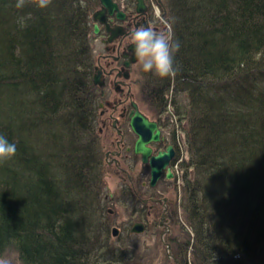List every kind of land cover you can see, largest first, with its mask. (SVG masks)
Segmentation results:
<instances>
[{"label": "trees", "instance_id": "1", "mask_svg": "<svg viewBox=\"0 0 264 264\" xmlns=\"http://www.w3.org/2000/svg\"><path fill=\"white\" fill-rule=\"evenodd\" d=\"M16 3L0 0V135L17 146L0 162V258L128 264L132 251L108 242L92 76L99 0ZM162 8L180 45L178 71L146 73L144 90L184 124L190 156L180 201L188 237L174 239L172 261L264 264V0H164Z\"/></svg>", "mask_w": 264, "mask_h": 264}, {"label": "flooded vegetation", "instance_id": "2", "mask_svg": "<svg viewBox=\"0 0 264 264\" xmlns=\"http://www.w3.org/2000/svg\"><path fill=\"white\" fill-rule=\"evenodd\" d=\"M114 2L118 5L119 11H115L113 15L106 13V22L110 30L105 23L94 20V24L97 23L100 27V32L94 34V41L98 40L103 47L94 54L95 64L92 76L98 102L97 137L101 145L103 139H106L108 143L106 150L103 149L104 144L102 145L104 164L117 175L127 178L121 192L129 197L119 198L110 193L106 202L130 199V203L126 204L125 208L130 212L131 217L125 226L118 228L117 235L120 229L125 231L129 228L133 236L152 229L160 233L164 248L172 250V242L166 241V236L186 226L182 219L180 204L181 191L186 179V171L183 168L185 160L182 136L180 130L175 128V122L168 111L158 114L155 110L156 114L151 115L143 107L141 99L151 101L146 96L144 85L140 89V96L135 90L132 78L139 63L133 55V45L128 39L129 34L136 28L150 26L160 30L165 28V22L169 24V20L164 12L160 14V0H143L142 8L139 6V0H114ZM98 9H102V5ZM157 9L163 24L158 21ZM119 12L122 16H118ZM139 73L144 75L141 80L145 81L146 73L142 69ZM97 78L98 81H96ZM137 111L156 124L155 129L141 128L146 146L150 149L147 161L144 160L142 153L135 151L140 136L133 130L131 121ZM102 119L105 120V128L100 127ZM104 130L109 132V136L105 135L102 138ZM160 154L165 155L157 159L156 157ZM153 169L160 171L154 182L152 181ZM182 170L184 173L181 176ZM106 213L110 215L113 210L106 208ZM137 224L143 225L142 228L139 227L141 229L139 232L133 230ZM173 237L174 235L170 236V239L174 240ZM165 252L168 258L178 262L174 255Z\"/></svg>", "mask_w": 264, "mask_h": 264}, {"label": "rangeland", "instance_id": "3", "mask_svg": "<svg viewBox=\"0 0 264 264\" xmlns=\"http://www.w3.org/2000/svg\"><path fill=\"white\" fill-rule=\"evenodd\" d=\"M160 1H161V5L159 7L161 10L160 14H163V12H164L167 15L166 11H164L165 8L164 9L162 8V3L164 0H160ZM158 18H159L158 21H160L159 23L163 24V22H161L160 16H158ZM166 18H167V16H166ZM167 26L170 27L168 22H165L164 27L167 28ZM94 36L95 35L92 33L93 39L91 40V46H92V54L93 55L96 54L97 52H99L98 50L103 47L99 43L98 40L94 41L95 40ZM139 72H141V68H140V66H137L135 68V72H134L132 79H134L133 82H134L135 90H136L137 94L140 96V89L143 88L145 81L141 80L142 78H144L143 77L144 75L142 76L141 73H139ZM141 100L143 103V107L145 108V110L149 111V113L151 115L156 114V113L161 114V112L155 113L156 109L153 110L154 107H153L151 102H148L145 99L144 100L141 99ZM171 111H172V109L169 108L168 113L170 115H171ZM171 118L175 122V128H177L181 132L180 135L182 136L183 159L185 161H189L190 156H189L187 148L184 144V141H185V132H184V128H183L184 124L179 126V124L176 123V120H175L176 118L173 116ZM104 123H105V120L102 119L100 121V127L105 128ZM108 133L109 132L107 130H104V134H103L102 138L105 137V135H106V137H108L109 136ZM107 144L108 143H107L106 139H103L102 145H103L104 150L108 149ZM102 145H101V147H102ZM104 165L105 164L103 162V168H105V171H104V173H105V175H104L105 176V178H104V180H105V189H104L105 190L104 191L105 197L108 198L110 193L115 194L119 198L129 197L127 195H123V193L121 192V188H123V185L125 184L127 178L125 176L117 175L116 173H114V171L112 169H110L109 167L107 168L106 165L104 167ZM183 171L184 170L180 171L181 176L184 173ZM190 172H191V170H190ZM181 181L183 182V180H181ZM181 197H183V191H181ZM129 200H130L129 198L128 199H119L116 201L107 200L105 207L107 209L113 210V213L108 215V217H107L108 223L110 224V237H109L110 239L108 240V242L110 244H112L111 246H113V247L122 246L125 249H123L122 247H120V248L125 250L128 253L130 251H132L131 254L133 256L129 257L128 264H175L172 261V259H170V257L168 258L167 253L165 252V251H167V252H170V254H172V250L171 249L166 250V248H164V244L162 243V240L160 238V233H157L156 231H154L152 229L147 230V232L143 233V234L140 233L139 235H134V236L132 235L133 236L132 238H129L126 240H122V236L127 235L128 233L130 234L129 228L126 229L127 228L126 227L125 231H122L120 229V233L118 235H114V233H112V229L114 227L119 228L120 226H125V224H127V221H129V218L131 217L129 215L130 212L127 211L125 208V205L130 203ZM111 220H112V222H111ZM116 224H117V226H116ZM162 231H163V229H162ZM189 231L191 232V230H189ZM172 235H174V237H173L174 239H175V236H179L180 241H183L184 238L188 237L187 234L183 231L182 232L180 230L177 232L174 231V234L171 233L169 236H166V241H168V240L171 241L173 246H174V243L176 241H174V240L172 241L170 239V236H172ZM130 236H131V234H130ZM193 236L194 235L192 234V237ZM180 241H178V242H180ZM164 249H165V251H164ZM5 259L9 261V264H20L17 260L16 255L12 252L7 253L5 255Z\"/></svg>", "mask_w": 264, "mask_h": 264}, {"label": "clouds", "instance_id": "4", "mask_svg": "<svg viewBox=\"0 0 264 264\" xmlns=\"http://www.w3.org/2000/svg\"><path fill=\"white\" fill-rule=\"evenodd\" d=\"M51 0H35L39 9H46ZM25 6V0H17L15 7L21 9ZM159 16V10H156ZM20 17L21 27L25 26L26 19ZM130 43L133 45V55L137 59L144 73H152L159 78H174L178 69L174 67V56L179 50V42L175 40L171 27L154 29L150 26H141L129 34ZM17 146L15 143L0 135V162H4L15 156ZM0 264H9L6 259L0 258Z\"/></svg>", "mask_w": 264, "mask_h": 264}, {"label": "water", "instance_id": "5", "mask_svg": "<svg viewBox=\"0 0 264 264\" xmlns=\"http://www.w3.org/2000/svg\"><path fill=\"white\" fill-rule=\"evenodd\" d=\"M102 5H103V9L97 11L94 14V19L95 20H100L103 23H106V13L109 12L110 15H113L115 11H119L118 5L113 1V0H100ZM144 5L143 0H139V6L142 8ZM122 13L119 12L118 16H122ZM107 24V23H106ZM108 30H110L109 25L107 24ZM100 28L98 24L94 25V33L97 34L99 33ZM96 81H98V78L96 79ZM131 125L133 130L138 133V135L140 136L139 140L136 143V148L135 151L137 153H142L144 155V160L147 161V157L150 154V149L146 146V141L144 140V132L143 130H141V128L143 129H151L152 127L155 129L156 128V124L150 122L143 114L139 113L138 111L136 112V114L132 117V121H131ZM159 134V131H158ZM157 134V135H158ZM156 135V136H157ZM152 139H154L152 137ZM165 154H160L159 156H157L156 158H160L161 156H163ZM160 171L158 169H153V179L152 181H156L158 176H159ZM142 224H137L136 227L133 229L134 231H141V229H139V227L142 228ZM117 228H114V232H117Z\"/></svg>", "mask_w": 264, "mask_h": 264}]
</instances>
